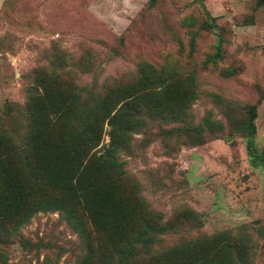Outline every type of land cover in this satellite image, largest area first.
Returning <instances> with one entry per match:
<instances>
[{"label": "rangeland", "instance_id": "1", "mask_svg": "<svg viewBox=\"0 0 264 264\" xmlns=\"http://www.w3.org/2000/svg\"><path fill=\"white\" fill-rule=\"evenodd\" d=\"M145 70L165 82L143 90V102L156 96L175 118L141 112L117 157L155 215L154 248L225 235L234 264H264V166L255 161L264 155V7L254 0H0V134L10 142L0 143V190L15 198L10 207L0 200V264H80L84 245L60 213L14 220L39 194H71L100 220L110 188L126 194L91 162L105 125L87 148L86 124L66 115L63 139L53 111L73 89L85 113L101 115L107 92ZM30 129L44 139L32 161L36 190L12 153Z\"/></svg>", "mask_w": 264, "mask_h": 264}, {"label": "trees", "instance_id": "2", "mask_svg": "<svg viewBox=\"0 0 264 264\" xmlns=\"http://www.w3.org/2000/svg\"><path fill=\"white\" fill-rule=\"evenodd\" d=\"M254 2L264 7V0H254ZM152 75L147 70L142 71L135 83L117 86L108 91L104 102H110L111 105L101 115H97V109L85 113V106L78 102L79 93L73 89L67 93L61 111H53L54 117L60 122L63 139L68 138L66 128L69 120L65 118L66 115L73 116L78 125L82 122L86 124L85 130L80 135V142L87 148L95 147L102 126L105 125L108 140L92 152L91 162L106 177L116 180L117 191H125L126 194L123 197L114 196L112 194L114 188H110L111 196L107 207L101 212V220L97 218L98 211L76 203L71 194H39L23 203L20 212L22 214L14 220V224L18 225L38 211L60 213L84 245L85 253L80 264H234L232 252L234 244L225 235L203 237L168 247L154 248L157 241L155 215L146 209L138 194L126 182L122 164L117 157L120 151L129 146L130 131L140 123L138 117L141 112L158 113L161 118L168 120L175 118L173 108L170 109V106L167 107L168 109L162 108V102L158 97L153 95L152 98L149 97L156 104L143 102V90L149 91L153 86L158 87L165 82L161 77L152 78ZM136 96L139 97V101H136ZM101 106H103L102 102ZM26 114L30 119V127H33L32 117L39 115L38 110L33 104H29ZM255 116V104L248 105L246 121L243 125L247 136L255 132ZM40 123L42 122H39L37 128L41 126ZM29 133L32 136H26L25 146L18 150L14 149L12 153L18 158L28 185L36 190L41 187V181L32 161L36 148L44 139L42 135L31 129ZM4 141L10 143L0 134V143ZM4 160V157L0 158V164ZM255 161L264 166V155H257ZM9 194L10 192L0 190V200L6 203L7 207H10L15 200L13 192L11 191L10 196Z\"/></svg>", "mask_w": 264, "mask_h": 264}]
</instances>
